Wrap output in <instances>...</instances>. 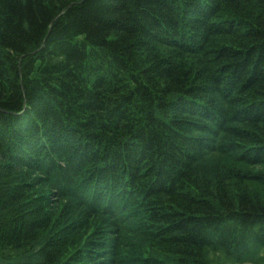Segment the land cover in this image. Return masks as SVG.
<instances>
[{
  "label": "trees",
  "instance_id": "trees-1",
  "mask_svg": "<svg viewBox=\"0 0 264 264\" xmlns=\"http://www.w3.org/2000/svg\"><path fill=\"white\" fill-rule=\"evenodd\" d=\"M0 264H264V0H0Z\"/></svg>",
  "mask_w": 264,
  "mask_h": 264
}]
</instances>
